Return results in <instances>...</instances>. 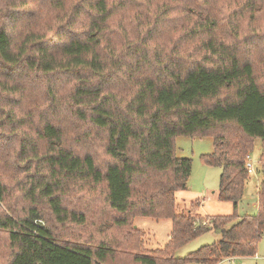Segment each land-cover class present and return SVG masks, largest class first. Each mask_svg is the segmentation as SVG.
I'll return each mask as SVG.
<instances>
[{
  "label": "trees",
  "instance_id": "trees-1",
  "mask_svg": "<svg viewBox=\"0 0 264 264\" xmlns=\"http://www.w3.org/2000/svg\"><path fill=\"white\" fill-rule=\"evenodd\" d=\"M69 1L0 0V139L17 140L16 168L32 182L28 192L34 201L46 200L58 222L86 224L87 212L68 208L62 196L69 190L100 188L102 205L95 226L108 223L105 234L109 235L97 237V242L62 238L37 206H30L22 216L0 211V228L7 230L11 248L9 258L0 264H184L188 260L219 264L232 256L257 254L264 235L262 42L240 46L247 39L239 14L226 21H230L225 30L231 41L220 37L223 23L208 7L219 0H178L184 2L185 11L188 7V17L193 16L185 34L188 39L197 35L196 49L203 51L183 66L161 53H148L145 47L154 41L152 28L143 31L147 23H141L142 35L132 39L124 29L121 49L117 47L109 37L113 2ZM126 1L149 10L154 7L150 26L167 19L169 6L163 0ZM244 2L249 27L264 40V0ZM124 4V0L116 3L120 8ZM24 14L25 28L14 31ZM152 66L158 67L152 72ZM30 76L47 82V102L40 106L57 110L61 98L55 81L68 77L71 85L63 103L73 120L89 127L80 139L93 132L102 135L103 160L97 151L69 145L65 130L44 115L33 131L23 127L21 118L29 114L18 109L17 98ZM115 79L125 80V89L118 88ZM32 132L36 138L30 136ZM178 135L213 137L214 148L202 159L222 167L217 196L232 203L231 213L203 214L199 198L190 200L187 211H178L176 193L188 187L192 170V159L177 155ZM258 138L262 141L258 205L254 212L241 213L251 173L248 161ZM6 191L0 177V205ZM138 215L172 220L164 247L143 249L141 231L132 228ZM115 228L120 240L111 239ZM208 230L218 231L220 238L184 257L176 254Z\"/></svg>",
  "mask_w": 264,
  "mask_h": 264
},
{
  "label": "rangeland",
  "instance_id": "rangeland-1",
  "mask_svg": "<svg viewBox=\"0 0 264 264\" xmlns=\"http://www.w3.org/2000/svg\"><path fill=\"white\" fill-rule=\"evenodd\" d=\"M71 1L70 0L68 4ZM120 0H109L115 5L113 7L114 15L112 17V29L109 37L116 42L117 47L122 45V31L127 29L131 39L136 36H141L143 31L152 28L151 32L154 43L150 40L148 47L145 49L148 53H161L163 56H167L174 59L176 62L183 66H188L192 61L200 58L203 51H199L198 48V36L188 39V35L185 34L187 28L191 25L193 16L188 17V7L184 10V2L178 0H163L168 3L169 11L167 19H163L156 24L155 27L150 26L151 15L153 8L148 9L144 4L138 2H127L120 8L116 3ZM162 0H160L161 2ZM200 1V0H195ZM158 2V3H160ZM244 0H219L217 3H209L208 7L214 9L217 17L222 21V27L218 31L219 36L231 41L228 31L229 22H226L228 17H233L239 14L240 25L243 27V34L247 40H242V47H247L249 43H252L254 47L258 40L262 42L264 46V40L255 34L253 28L249 27L247 23L248 12L244 7ZM41 6V3H39ZM143 5V6H142ZM205 6V4H203ZM45 19V17H43ZM21 20V21H20ZM19 25L14 31H21L25 27V22L28 20L26 14L20 18ZM233 22V21H231ZM141 23L146 24L145 30L140 32L143 27ZM12 26V25H11ZM255 26V25H254ZM193 27V26H191ZM13 33V32H12ZM226 35V36H225ZM257 39V40H254ZM121 49V47H120ZM123 49V48H122ZM124 51V50H123ZM158 66H152L150 71L156 70ZM68 78V77H67ZM65 77H62L55 81V77L51 81L57 83L59 97L61 98L59 110L52 107L40 106L41 103L47 102L45 97V82L44 79L39 77L30 76L26 78L23 83V91L20 94L18 109L28 113V116L21 118L24 123V128L29 132L35 129L38 125V121L41 116L43 118L48 117L58 123L61 128L65 130V139L69 145L74 146L77 149L94 150L97 151V157L103 160V154L101 153V134H95L88 139L82 138V130L89 128L87 125H83L80 122L73 120L70 116V112L65 106L64 99L65 93L69 90L71 81ZM70 79V78H69ZM119 81V82H118ZM114 84L120 89H125V80L115 79ZM117 82V83H116ZM264 85V77H263ZM60 89V92H59ZM40 110L42 112H40ZM21 115V114H20ZM22 116V115H21ZM31 137L36 138L37 134L30 133ZM236 134V133H234ZM2 136V135H1ZM0 139V177L6 184L7 191L5 198L0 205L1 214L6 213L13 216H22L25 214L27 208L30 206H37L43 215L44 221L49 224L56 231L57 235L62 238H81L93 240L97 242L100 238L108 237L109 234H105V229L108 223L103 222L96 228L95 221L99 215L98 209L102 205V193L99 189H83V190H69L64 193L63 203L68 208H76L85 210L87 212V223L84 225L75 224L70 221L58 222L52 215L49 204L47 201H40L36 203L34 197L29 194V189L32 188V182L25 174L18 171L16 168V153L18 149V142L16 139L8 140L10 138ZM177 155L182 157H190L192 159V170L189 178L188 187L179 190L177 195L178 211H187L189 208V202L192 199H201V211L203 214H228L233 211V205L230 201H223L216 196L220 183V175L222 167L219 165H210L203 161L202 154L211 152L214 148V139L210 135L206 136H190V135H178L175 140ZM262 148V141L260 138L256 139L255 147L252 153H250V159L253 162V170L248 178L242 201L240 202L239 211L254 212L256 194L259 186V182L262 178V172L260 167V153ZM215 190V192H213ZM97 211V212H96ZM209 212V213H204ZM112 228V227H111ZM132 228H137L141 231V239L143 249H155L158 247H164L169 240V236L172 230V220L170 218H153L150 216L138 215L132 221ZM111 239L120 240V231L115 228L111 231ZM220 235L215 230H208L198 237L187 242L181 246L176 254L184 257L192 251L198 249L202 245L210 244L217 241ZM11 248L9 245L7 230L0 228V263L9 258ZM184 264H208L206 262L197 260H188ZM219 264H264V235L258 243L257 254L239 257L235 256L225 258Z\"/></svg>",
  "mask_w": 264,
  "mask_h": 264
},
{
  "label": "crops",
  "instance_id": "crops-1",
  "mask_svg": "<svg viewBox=\"0 0 264 264\" xmlns=\"http://www.w3.org/2000/svg\"><path fill=\"white\" fill-rule=\"evenodd\" d=\"M257 187H258V185H257ZM213 192H215V190L213 191ZM216 196H217V194H216ZM257 205H258V198H257V196H256V201H255V209L257 208ZM204 213H209V212H204ZM218 235H220V233L218 232V231H215ZM219 238V237H218ZM236 258H239V257H236Z\"/></svg>",
  "mask_w": 264,
  "mask_h": 264
},
{
  "label": "built area",
  "instance_id": "built-area-1",
  "mask_svg": "<svg viewBox=\"0 0 264 264\" xmlns=\"http://www.w3.org/2000/svg\"><path fill=\"white\" fill-rule=\"evenodd\" d=\"M248 169H249V171L253 170V162L251 159H250V161H248Z\"/></svg>",
  "mask_w": 264,
  "mask_h": 264
}]
</instances>
